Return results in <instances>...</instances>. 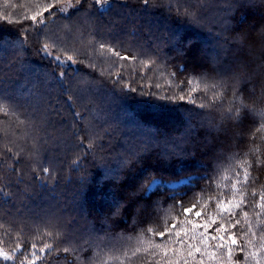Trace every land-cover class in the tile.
<instances>
[{
  "label": "trees",
  "instance_id": "trees-1",
  "mask_svg": "<svg viewBox=\"0 0 264 264\" xmlns=\"http://www.w3.org/2000/svg\"><path fill=\"white\" fill-rule=\"evenodd\" d=\"M0 109V264H264V0H0Z\"/></svg>",
  "mask_w": 264,
  "mask_h": 264
},
{
  "label": "snow or ice",
  "instance_id": "snow-or-ice-1",
  "mask_svg": "<svg viewBox=\"0 0 264 264\" xmlns=\"http://www.w3.org/2000/svg\"><path fill=\"white\" fill-rule=\"evenodd\" d=\"M79 2H80V0H77V3H79ZM142 2L147 5V4L150 3V0H142ZM95 3L100 4L101 6H109L110 5V0H95ZM51 7H54V5H50L49 7H46L44 9V11L45 12L49 11ZM39 15H42V13H40ZM30 19L33 20V21H36L37 20V16L36 15H33V16L30 17ZM43 51L46 54L51 55V53L48 51V45H45L44 46ZM111 51H113V54L119 56V53L118 52H115V50H111ZM55 58L57 60L59 59V57H55ZM121 58L122 59H127V57H121ZM68 59L69 60H72V57H68ZM60 75L63 76V73H61ZM188 84L190 85V87H189V91L190 92H195L199 88V81H195V82L188 81ZM183 98L184 97H181V99H183ZM192 102L194 103L195 101L193 100ZM201 106H203V105H201ZM0 111H2V109H0ZM234 115L236 117H238L239 116V110H237L236 113H234ZM261 115H264V112H262ZM261 128H264V125H261L260 128H257V131H260ZM260 163H261V161H260L259 157H257V167H259ZM250 168H251V164L247 160H245L244 161V164L242 165V169H243V172H244V176H243V183L244 184H247L248 183V180H249V177H250V171H249ZM237 176L239 177V174H237ZM253 195H255V193H253ZM260 199L261 200H264V195L260 196ZM235 206L237 208H239L240 207V204L237 203ZM192 210H193L192 208H187L184 211L185 212H191ZM223 210L224 211H227L228 209L225 208ZM200 214H201L200 212H197L196 213L197 216H199ZM244 215L247 216V212H245ZM238 223H239V221H237V224ZM171 227L172 228H175V225L173 224ZM234 227H235V225H234ZM149 231H151V229H149ZM159 235L161 237H163L165 235V233L164 232H160ZM221 239H223V237H221ZM232 243L233 244L236 243L235 239L232 240ZM46 247H49L50 248L51 246L48 245ZM65 251H67V249H65ZM197 251H199V249H197ZM33 255H35V253H33ZM0 258H2L5 261H8V260H12L13 259L12 256L8 255L7 253H3V252H0ZM21 264H23V261H21ZM32 264H35V260L32 261Z\"/></svg>",
  "mask_w": 264,
  "mask_h": 264
},
{
  "label": "rangeland",
  "instance_id": "rangeland-1",
  "mask_svg": "<svg viewBox=\"0 0 264 264\" xmlns=\"http://www.w3.org/2000/svg\"><path fill=\"white\" fill-rule=\"evenodd\" d=\"M68 5H73L71 3H68V4H65V5H62L60 7V10L63 12V11H68V8L66 6ZM207 47V46H206ZM191 181V179H186V180H182V181H178V182H168V183H162L160 182L159 180H156L153 182V184L151 185L150 189H154L156 188L158 185L162 184L163 186H167L169 188H172V189H177L187 183H189Z\"/></svg>",
  "mask_w": 264,
  "mask_h": 264
}]
</instances>
